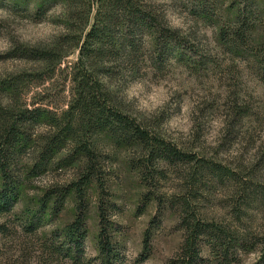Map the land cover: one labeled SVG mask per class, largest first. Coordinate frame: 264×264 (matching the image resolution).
<instances>
[{"label":"trees","instance_id":"trees-1","mask_svg":"<svg viewBox=\"0 0 264 264\" xmlns=\"http://www.w3.org/2000/svg\"><path fill=\"white\" fill-rule=\"evenodd\" d=\"M188 1L195 16L213 17V11L205 8L207 0ZM236 1L235 21L221 28L219 35L238 50L233 43L243 48L257 16L253 0L233 4ZM0 8L34 22H43L63 9L62 34L56 43L43 49L18 44L5 57L38 64L40 69L0 79V215L10 213L18 202L23 176L39 174L54 163L71 166L80 173L78 181L66 191L49 194L56 208L57 201L70 191L77 201L76 218L66 227L56 253L72 262L82 258L87 236L86 196L94 184L99 193V262L120 264L112 240L114 229L106 219L107 211H115L102 171L109 157L96 144L99 137L107 136L115 146L131 151L130 167L147 188L144 200L154 199L159 207L169 206L178 215L182 242L163 264H243L241 257L248 253L257 254L253 264H264V237L249 236L241 223L243 212L264 197V179L254 171L226 166L183 148L128 110L120 99L127 81L144 80L173 65L189 69L203 65V56L168 25L155 0H0ZM73 55L76 60L66 63ZM58 80L59 90L44 87ZM43 128L46 132L39 133ZM32 157L35 163L26 173L22 161ZM169 176L177 182L171 193L163 190ZM206 183L213 184L216 191L233 184L239 187L229 203L237 224L207 218L199 206ZM148 243L146 234L145 254Z\"/></svg>","mask_w":264,"mask_h":264},{"label":"rangeland","instance_id":"rangeland-1","mask_svg":"<svg viewBox=\"0 0 264 264\" xmlns=\"http://www.w3.org/2000/svg\"><path fill=\"white\" fill-rule=\"evenodd\" d=\"M155 1L168 25L194 45L204 62L199 69L178 64L144 80L127 81L120 92L123 104L183 148L226 166L254 171L264 179V0H253L257 22L243 41V48L233 43L238 50L219 35L221 28L234 23L238 1L207 0L206 10L214 13L210 19L195 16L188 0ZM62 13L59 8L43 22H34L0 8V79L40 69L38 64L5 57L18 44L43 49L56 43L62 34ZM75 60L73 55L65 62ZM44 87L55 92L60 89V81ZM45 132L43 128L39 133ZM96 144L97 150L109 157L102 171L115 211H107L106 219L114 229L112 240L120 253V264H163L182 242L178 215L169 206L159 207L154 199L144 200L147 188L130 167V150L115 146L107 136L99 137ZM34 160H23V171L28 173ZM79 177L75 168L55 163L39 174L23 176L18 202L10 213L0 215V264H100L99 193L94 184L86 196L87 236L82 258L72 262L55 250L63 243L66 227L76 218L77 201L70 191L64 200L57 201L56 208L49 194L66 191ZM1 184L0 177V189ZM176 184L174 176H169L163 190L171 193ZM213 187L208 183L203 187L200 208L207 218L237 224L229 203L239 187L233 184L217 191ZM260 199L243 212L241 220L248 235L258 238L264 237V197ZM241 203L247 205L245 200ZM146 234L149 243L145 254ZM256 259L255 253L241 257L243 264H253Z\"/></svg>","mask_w":264,"mask_h":264}]
</instances>
